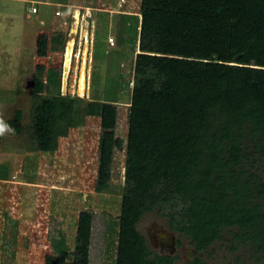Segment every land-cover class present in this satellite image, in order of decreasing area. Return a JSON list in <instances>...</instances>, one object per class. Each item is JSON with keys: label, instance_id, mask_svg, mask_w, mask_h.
<instances>
[{"label": "trees", "instance_id": "16d2710c", "mask_svg": "<svg viewBox=\"0 0 264 264\" xmlns=\"http://www.w3.org/2000/svg\"><path fill=\"white\" fill-rule=\"evenodd\" d=\"M139 15L115 264L173 263L168 253L147 257L136 227L156 206L196 248L214 240L222 223L247 227L256 258L264 261V207L252 198L255 190L264 193V182L241 164L250 155L241 132L247 121L264 155V0H141ZM60 78L58 73V88ZM34 83V91L44 86ZM116 104L94 99L85 107L101 120L100 183H107L122 146L114 132ZM72 110L64 95L38 106L34 134L41 149L61 131L50 123L52 113L71 122ZM53 243L56 252L45 264H85L82 241L69 263L61 260L58 239Z\"/></svg>", "mask_w": 264, "mask_h": 264}, {"label": "rangeland", "instance_id": "374dc122", "mask_svg": "<svg viewBox=\"0 0 264 264\" xmlns=\"http://www.w3.org/2000/svg\"><path fill=\"white\" fill-rule=\"evenodd\" d=\"M140 4L0 0V121L9 129L0 135V264H45L56 252L55 239L64 250V262L72 261L76 243L82 241L85 264H115ZM32 6L36 11L31 12ZM69 43L73 52L66 73ZM84 55L88 72L80 90ZM30 79L42 81L43 88L34 91ZM61 95L72 101L71 122L53 112L50 123L54 127L57 122L61 131L41 149L34 134L37 108ZM94 99L117 103L114 132L122 146L113 154L107 183L97 181L100 116L85 109ZM249 125L245 122L241 132L250 155L241 164L264 182V155L249 136ZM232 189L231 184L225 187ZM252 198L264 207V193L255 190ZM170 221L157 206L141 214L136 227L145 237L147 257L168 253L172 264H264L243 225L222 223L214 240L196 248L191 235Z\"/></svg>", "mask_w": 264, "mask_h": 264}, {"label": "bare ground", "instance_id": "6f19581e", "mask_svg": "<svg viewBox=\"0 0 264 264\" xmlns=\"http://www.w3.org/2000/svg\"><path fill=\"white\" fill-rule=\"evenodd\" d=\"M82 30V29H81ZM87 30V29H86ZM85 31V30H84ZM71 44L72 43H69V47H70V49H68L67 48V51H65V52H68V57L66 58V63H67V65H65L66 67L65 68H67V70L68 69H70V66H71V58H70V55H71V53H70V51H71ZM94 44V43H93ZM83 46V45H82ZM79 51V50H78ZM90 51V50H89ZM83 64H82V68H81V71H80V74H79V89L80 90H82L83 89V86H84V81H85V79H86V74H87V70H85V66L87 65V63H86V61H87V57L84 55L83 56ZM87 92V91H86Z\"/></svg>", "mask_w": 264, "mask_h": 264}, {"label": "clouds", "instance_id": "9594fccd", "mask_svg": "<svg viewBox=\"0 0 264 264\" xmlns=\"http://www.w3.org/2000/svg\"><path fill=\"white\" fill-rule=\"evenodd\" d=\"M29 82H34L33 79H30ZM8 126L4 124L3 121H0V135H2L5 131H8Z\"/></svg>", "mask_w": 264, "mask_h": 264}, {"label": "built area", "instance_id": "2783aa9c", "mask_svg": "<svg viewBox=\"0 0 264 264\" xmlns=\"http://www.w3.org/2000/svg\"><path fill=\"white\" fill-rule=\"evenodd\" d=\"M36 9H37V7L36 6H32V8L30 9L31 10V12H34V11H36ZM17 170L16 169H13V174L15 175V174H17Z\"/></svg>", "mask_w": 264, "mask_h": 264}, {"label": "flooded vegetation", "instance_id": "af4514ba", "mask_svg": "<svg viewBox=\"0 0 264 264\" xmlns=\"http://www.w3.org/2000/svg\"><path fill=\"white\" fill-rule=\"evenodd\" d=\"M160 254H162V253H160Z\"/></svg>", "mask_w": 264, "mask_h": 264}]
</instances>
